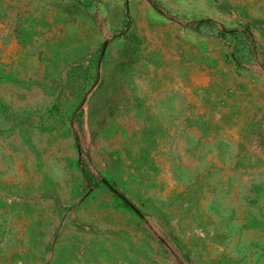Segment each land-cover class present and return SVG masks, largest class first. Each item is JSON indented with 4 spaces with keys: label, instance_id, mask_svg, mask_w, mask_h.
I'll return each instance as SVG.
<instances>
[{
    "label": "rangeland",
    "instance_id": "1",
    "mask_svg": "<svg viewBox=\"0 0 264 264\" xmlns=\"http://www.w3.org/2000/svg\"><path fill=\"white\" fill-rule=\"evenodd\" d=\"M0 264H264V0H0Z\"/></svg>",
    "mask_w": 264,
    "mask_h": 264
}]
</instances>
